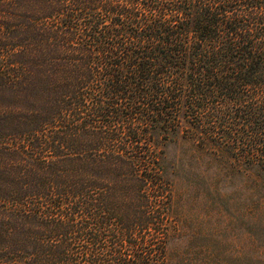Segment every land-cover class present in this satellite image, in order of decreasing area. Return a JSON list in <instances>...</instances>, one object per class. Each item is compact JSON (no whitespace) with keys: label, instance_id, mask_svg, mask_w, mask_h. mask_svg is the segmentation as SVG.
Listing matches in <instances>:
<instances>
[{"label":"trees","instance_id":"trees-1","mask_svg":"<svg viewBox=\"0 0 264 264\" xmlns=\"http://www.w3.org/2000/svg\"><path fill=\"white\" fill-rule=\"evenodd\" d=\"M182 66L253 158L264 249V0H0V264L171 263L155 104Z\"/></svg>","mask_w":264,"mask_h":264},{"label":"rangeland","instance_id":"rangeland-1","mask_svg":"<svg viewBox=\"0 0 264 264\" xmlns=\"http://www.w3.org/2000/svg\"><path fill=\"white\" fill-rule=\"evenodd\" d=\"M163 71L159 79L176 91L155 104L163 111L153 147L172 188L170 207L180 217L178 234L164 245L170 264H264V249L258 248L261 243L252 230L257 198L262 197L250 166L253 158L247 148L225 144L224 132L231 128L216 118L217 110L224 112L217 105L220 97L178 100L184 75L200 72V67ZM197 81L201 91L210 90L206 79ZM142 140L141 147L149 144L150 136Z\"/></svg>","mask_w":264,"mask_h":264}]
</instances>
